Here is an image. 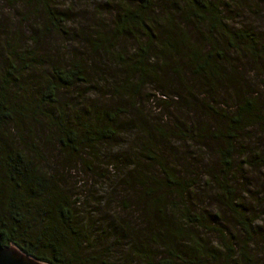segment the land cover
Segmentation results:
<instances>
[{"label": "trees", "instance_id": "1", "mask_svg": "<svg viewBox=\"0 0 264 264\" xmlns=\"http://www.w3.org/2000/svg\"><path fill=\"white\" fill-rule=\"evenodd\" d=\"M52 1L28 0L30 5L37 6V12H42L40 23L31 25L30 29L67 33L64 15L55 10ZM104 2L106 5L107 1ZM173 3L177 4L169 8L177 9L176 19L164 15L162 23L154 17L156 0L117 4L108 31L96 29L94 34L84 35L80 40H75V36L67 39L84 48V54L66 49L64 63L60 60L49 65L45 72L39 70V74H33L37 76L33 86L21 92L19 89L26 85V77L22 79L21 73L35 68L38 56L32 50L22 53L13 48L10 36L5 40L9 55L0 73L2 246L14 245L21 253L47 264H106L111 247L98 243V235L104 232L90 230L78 218L74 203L80 195L72 196L62 189L63 178L58 168L70 172L83 165L89 174H94L91 159L98 150L96 147L113 141L122 132L128 135L125 141L131 152L124 165V161L111 159L108 164L117 170L121 184L135 191L137 208L152 228L142 238L125 236L129 238L127 253L132 258L144 264H256L249 247L254 219L247 215L251 213L240 201L242 192L238 194V191L242 184L238 171L244 164L264 167V156L256 151L248 154L240 142L252 127L264 131V102L255 95L235 93L234 98L215 105L202 97L199 99L204 104L203 114L199 113L202 118L186 125L168 109L170 104L177 105V99L184 98L177 90L169 93L162 75L170 71L181 77V68L185 66L193 77L202 81V95L214 93L217 86L232 83L234 54L244 51L252 67H257L264 60V42L244 27H228L220 2L175 0ZM188 21L197 23L199 28L204 26L201 37L191 38V33L182 26ZM129 34L135 39L131 52L119 47L121 38ZM28 40L34 37L28 36ZM99 56L113 59L118 78L110 83L108 93L116 100L105 108L99 103L83 108L74 106L66 93L78 85L89 87L90 76L100 70L95 66ZM147 85L152 87V92L145 90ZM143 96L146 100L150 96L158 98L157 112L162 103L169 118L160 112L163 116L159 119L147 108L145 113ZM84 108L88 109L84 111ZM172 108L177 111L180 107ZM130 109L140 116L137 120L132 118ZM170 121L172 125L178 124L182 136L212 149L214 146L216 167L205 181L215 187L219 202L215 214L224 211L234 214L238 235L228 236L223 229L208 225L198 213L175 200L182 198L194 182L192 178L184 180L167 159L163 143L168 138L165 127ZM136 129L138 137L129 140ZM31 132L34 135L29 139ZM46 145L52 148H44ZM49 160H53L54 166L45 169L43 163ZM212 232L216 233L215 238L209 240L205 233Z\"/></svg>", "mask_w": 264, "mask_h": 264}, {"label": "rangeland", "instance_id": "2", "mask_svg": "<svg viewBox=\"0 0 264 264\" xmlns=\"http://www.w3.org/2000/svg\"><path fill=\"white\" fill-rule=\"evenodd\" d=\"M105 1H107L106 5L104 0H53L55 10H60L66 21L64 30L67 33L62 31L59 34L37 31L38 28L30 29L31 25L40 23L42 12H37V6L30 5L28 0H0V73L4 70L9 55L8 49H5V40L10 37H12L13 48L22 53L24 50H32L38 56V64L36 63L35 68L24 70L22 75L20 74L22 79L26 77V85L23 84L22 88L19 89L20 92L33 86V79L37 78L33 74H39V70L45 72L49 65L60 60L64 63L67 60L66 49H75L77 54H84L82 53L84 48L79 47L74 43V40L68 42L67 39L75 36V40H80L84 35L86 37V35L89 36V33L94 34L96 29H100V32L108 31L115 14L116 5L133 0ZM212 1L222 4L221 10L223 12L221 14L226 18L225 23L228 27H244L260 42H264V0ZM173 2L175 0H156L158 6L155 7L154 17L159 18L160 23L165 21L164 15L176 19L177 9L169 8L177 4ZM179 18L178 16L177 20ZM182 26L188 30L189 34L191 33V38L201 37L202 32L205 31L204 26L199 28L197 23L191 21L183 22ZM31 35L34 40H28V36ZM132 36L133 34L123 36L119 41V47L131 52L132 48L135 47V39ZM42 55H44V61L41 60L40 63L39 59ZM234 56L236 67L234 71L230 72L233 78L232 83L217 86L214 89L215 92L210 94L204 93L202 95V91L200 92L202 81L193 77L185 66L181 68L182 78L174 76L170 71L164 72L162 80L165 82V87H168L169 93H174V90H177L178 95L184 98L183 100L180 99L182 101L177 99V105L170 104L168 107L170 113L172 111L179 119L184 120L186 125H189L191 120L193 122L200 121L199 117L202 118V115L199 114L204 112V104H201L199 100L202 97L205 98V102L214 101L215 103L212 104L215 105H218L221 100L226 101L234 98L235 93L238 96L255 95L259 101L264 102V60H260L257 67H252L251 59L244 51L238 50V54H234ZM99 58L100 60L94 64L100 70L95 76H90L92 82L89 87L78 85L70 92L67 91L66 95L74 106L78 105L83 108L99 103L102 104V108H105L110 107L115 102V97L108 93L110 83L115 82L118 78L117 70L113 67V59L111 57L101 59L102 56ZM235 80L237 82L234 83ZM18 84L19 81H17L16 87ZM145 90L152 92V87L147 85ZM141 98L145 113H147V108L150 109L151 115L159 119L163 114L169 118L164 104L159 105V112H157L155 106L158 103V98L155 99L152 96L147 100L145 96ZM172 107L180 108L176 111ZM86 109L88 108H84V111ZM129 112H133L132 118L135 120L140 117L133 109H130ZM160 112H163L162 116H160ZM123 119L125 120L126 117ZM177 127L178 124L172 125L171 121L166 123L165 132L168 138L164 140V150L168 161L172 162L170 165L176 168L177 173L184 180L185 178H192L194 183L182 198L175 200L180 206H187L191 212L198 213L208 225L223 229L228 236L229 234H236L234 214H228L227 211L215 214L218 213L219 209V202L215 198V187L213 183L205 181V178H210L211 169L216 167L214 146L212 149L210 146L198 144L195 139H189L186 135L182 136V132L178 131ZM179 127L183 128V125L179 123ZM132 133L128 138L129 140L135 136L138 137L137 129ZM172 133L174 136L170 137ZM33 135L34 132H31L29 139ZM126 137L128 135L121 132L113 141L96 147L98 150L91 159L92 166L95 168L94 174H89L83 165H79L77 170L70 172L64 170L61 172L58 168L60 176L63 178L60 181L62 189L72 193V196H76L74 193L80 195L78 201L74 203V210L78 218L83 223L86 222L90 226V230L104 232V234L98 235V243H106L108 245L104 247H111L108 260L105 261L106 264H144V262L132 258L129 252L127 253L129 249V238L127 237L136 235V238H142L152 231L151 223L144 220L146 216L142 215L137 208V202H135L137 194L135 191H131L130 186L121 184L118 175H116L117 170L114 171L108 164L110 159L124 161L122 165L126 163L127 155L131 152L127 141H125ZM240 142L248 154L252 155L251 152L256 151L264 156V131L252 127ZM45 147L52 148L49 145ZM48 151L53 152L49 148ZM238 160L240 161V157ZM43 165H45V169H50L54 166L53 160L44 162ZM238 176V180L242 184L238 191V194L242 192L239 195L240 201L246 207L245 209L250 211L251 214L247 215L254 219L252 223L254 235L249 247L255 255L256 264H264V167L244 164L239 169ZM139 215H141L140 218ZM97 234L98 232H96ZM127 234L128 236L125 237ZM215 234L214 232L205 233L209 240H214Z\"/></svg>", "mask_w": 264, "mask_h": 264}, {"label": "water", "instance_id": "3", "mask_svg": "<svg viewBox=\"0 0 264 264\" xmlns=\"http://www.w3.org/2000/svg\"><path fill=\"white\" fill-rule=\"evenodd\" d=\"M0 264H47L21 253L14 245L0 244Z\"/></svg>", "mask_w": 264, "mask_h": 264}]
</instances>
